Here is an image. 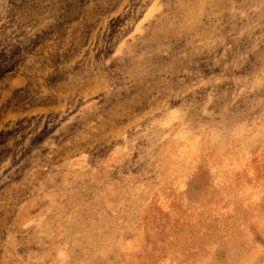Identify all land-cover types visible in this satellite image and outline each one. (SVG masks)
I'll use <instances>...</instances> for the list:
<instances>
[{"label":"rangeland","instance_id":"obj_1","mask_svg":"<svg viewBox=\"0 0 264 264\" xmlns=\"http://www.w3.org/2000/svg\"><path fill=\"white\" fill-rule=\"evenodd\" d=\"M261 259L264 0H0V264Z\"/></svg>","mask_w":264,"mask_h":264},{"label":"clouds","instance_id":"obj_2","mask_svg":"<svg viewBox=\"0 0 264 264\" xmlns=\"http://www.w3.org/2000/svg\"><path fill=\"white\" fill-rule=\"evenodd\" d=\"M210 114L205 113L199 119L207 120ZM197 117H193V121L191 122V129H190V136L189 139L193 142L199 140L201 144H203L208 136V132L206 131L207 125H200L197 124L196 121ZM257 264H264V259L257 261Z\"/></svg>","mask_w":264,"mask_h":264},{"label":"bare ground","instance_id":"obj_3","mask_svg":"<svg viewBox=\"0 0 264 264\" xmlns=\"http://www.w3.org/2000/svg\"><path fill=\"white\" fill-rule=\"evenodd\" d=\"M230 168V167H229Z\"/></svg>","mask_w":264,"mask_h":264}]
</instances>
